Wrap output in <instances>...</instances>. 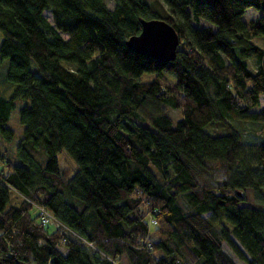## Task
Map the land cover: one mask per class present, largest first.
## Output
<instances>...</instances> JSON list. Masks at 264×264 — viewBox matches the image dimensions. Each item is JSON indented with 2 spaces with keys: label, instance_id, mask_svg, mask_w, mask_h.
Segmentation results:
<instances>
[{
  "label": "trees",
  "instance_id": "obj_1",
  "mask_svg": "<svg viewBox=\"0 0 264 264\" xmlns=\"http://www.w3.org/2000/svg\"><path fill=\"white\" fill-rule=\"evenodd\" d=\"M155 19L180 36L174 62L126 46ZM0 34L7 143L27 103L0 153L2 264H264V144L234 127L264 128V0H0Z\"/></svg>",
  "mask_w": 264,
  "mask_h": 264
},
{
  "label": "rangeland",
  "instance_id": "obj_2",
  "mask_svg": "<svg viewBox=\"0 0 264 264\" xmlns=\"http://www.w3.org/2000/svg\"><path fill=\"white\" fill-rule=\"evenodd\" d=\"M150 1V0H148ZM107 7L109 9H114V0H106ZM46 17L49 19V21H52V15L49 11L45 14ZM261 16V12L256 11L254 9L248 10L246 15L244 16V20L249 21L251 19H257L258 17ZM203 26L208 27L207 24L202 23ZM3 35L0 34V47L1 43L3 41ZM65 39L67 37L65 36ZM259 45H262L261 42L257 41ZM253 59H250L248 61V65L250 66V69L254 71L257 67V64L255 61L252 62ZM9 66H8V61L5 62L3 65L0 66V100L1 99H8L13 91L16 89L15 85L9 81L7 72H8ZM33 70L36 71V66H33ZM27 105L26 102H19L17 104V109L11 114L10 121L8 124V128L12 129L15 132V141L12 143H7L2 139L0 136V153L5 154L6 158L11 160L14 159L16 156V149L17 147L21 144L22 138L24 136V129L23 126L21 125L20 119H19V112L20 109L24 106ZM261 108H264V98L261 100ZM255 111H259V108L255 109ZM164 114L170 115L174 121H177L181 119L182 113L181 111H172L171 109H162ZM144 116V115H143ZM234 127H237V129L241 132L242 134V143L243 144H264V128L260 124H252V123H235ZM57 160L59 161V167L60 170L64 171L67 173L68 177L71 178L73 177L76 172L78 171V166L74 159L71 158L69 153L64 150L62 153H59L57 155ZM248 193L250 194V201L247 205L249 204H255L254 202V193H252V190H248ZM14 200V198H13ZM256 205V204H255ZM262 207V206H261ZM36 212V211H35ZM226 252L231 255L234 258V255L232 251L225 245L224 246ZM60 251L63 254H66V250L64 248H60ZM235 260L238 262V260L235 258Z\"/></svg>",
  "mask_w": 264,
  "mask_h": 264
},
{
  "label": "water",
  "instance_id": "obj_3",
  "mask_svg": "<svg viewBox=\"0 0 264 264\" xmlns=\"http://www.w3.org/2000/svg\"><path fill=\"white\" fill-rule=\"evenodd\" d=\"M141 27V33L126 43L130 51L164 64L176 61L181 39L173 26L155 19L142 20Z\"/></svg>",
  "mask_w": 264,
  "mask_h": 264
},
{
  "label": "built area",
  "instance_id": "obj_4",
  "mask_svg": "<svg viewBox=\"0 0 264 264\" xmlns=\"http://www.w3.org/2000/svg\"><path fill=\"white\" fill-rule=\"evenodd\" d=\"M34 210L39 216V222L44 227L50 226V227H64V225L46 208L41 207L37 204H33ZM156 221H152V225H155ZM92 246V244H90Z\"/></svg>",
  "mask_w": 264,
  "mask_h": 264
}]
</instances>
